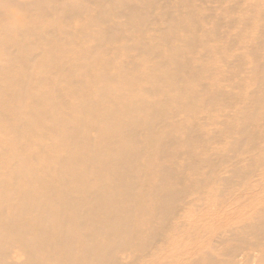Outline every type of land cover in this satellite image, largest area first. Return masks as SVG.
<instances>
[{"label": "bare ground", "instance_id": "1", "mask_svg": "<svg viewBox=\"0 0 264 264\" xmlns=\"http://www.w3.org/2000/svg\"><path fill=\"white\" fill-rule=\"evenodd\" d=\"M0 264H264V0H0Z\"/></svg>", "mask_w": 264, "mask_h": 264}]
</instances>
